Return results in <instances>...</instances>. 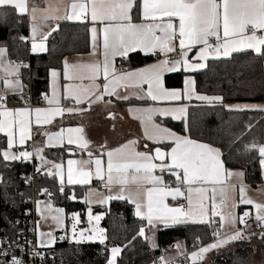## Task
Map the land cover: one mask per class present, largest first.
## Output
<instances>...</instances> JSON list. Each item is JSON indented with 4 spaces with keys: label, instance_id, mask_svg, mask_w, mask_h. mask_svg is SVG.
Wrapping results in <instances>:
<instances>
[{
    "label": "snow or ice",
    "instance_id": "6c2138e0",
    "mask_svg": "<svg viewBox=\"0 0 264 264\" xmlns=\"http://www.w3.org/2000/svg\"><path fill=\"white\" fill-rule=\"evenodd\" d=\"M47 7L39 8L35 5L29 6V0H0V8H12L17 15H28L31 17V44L30 51L33 54L45 53L48 51L46 42L52 32L58 31L59 25L48 33L39 31L36 20L39 13L44 20H69L79 21L84 24H91L92 53L96 54L100 41L102 60L91 62H81L69 64L67 59L64 64V79L68 81H80L76 85H64L66 91L65 98H71L76 104H87L88 108H64L60 106L57 98V84L61 73L55 69L50 70L52 83V96H44L49 105H55L47 109L22 107L9 109V95H18L20 99L27 103V98L23 91L25 85L19 79L21 67H28L23 63H15L7 59L8 49L0 46V76L4 88H0V133L7 137V149H12L17 144V131L19 133L18 143L23 146L27 139H31V126L33 124L32 115L35 114L34 123H51L56 116H63L66 112L87 111L92 104L105 102V96H116L117 99H128L127 96L120 97L117 90L120 87L132 86L139 89L137 98H147L154 102H167L174 104L168 107H149L146 109H136L141 115L134 118L140 119L144 125L145 139L154 144L169 143L174 145L170 151H164L156 147L152 152L136 151L134 146L139 142L129 141L115 150L107 151L106 167L101 158L92 159L93 154L88 152L89 159L69 160L67 168L68 185H87L93 178L105 181V187L111 192L112 185H119L120 190L116 195L103 196L99 203H107L111 200H128L135 205V214L142 220L147 221V226L155 228L157 225L171 226L188 223H208L209 207L204 203L205 199L212 201V215H220L225 222L235 225L237 219L245 228H236L231 234H224L223 238H218L214 242L202 246L198 251L191 253L192 264L203 259L205 254L212 250L222 248L232 242L240 240H251L257 237L264 241V231L259 233L250 232L246 229V217L249 213H244L242 217H236L231 210L225 212L224 208H235V202L229 204L231 200L230 192L239 188L241 193V203L253 205L256 209L255 221L257 227L264 229V203L254 201L246 195V185L240 183H226L232 177L242 179L243 171L233 172L225 169L222 160V152L219 148L208 143L198 142L189 135H179L167 127L155 122V118L171 117L174 120H183L185 131L188 129V108L184 101L206 102L208 105L221 104L228 111H241L244 109L259 110L264 112V105H225L224 97L221 95H203L196 90V81L188 77L184 81L183 89L168 88L165 86L164 77L166 73L195 72L207 67L205 61L211 55L213 58L230 57L234 52L252 50L255 54L264 57V0H72L64 7V14L60 15V7L53 6L50 0H46ZM140 13V22H134L133 10ZM168 18V19H165ZM178 21V23H176ZM8 23L7 17L0 20V25ZM99 25V27H97ZM259 33V34H258ZM39 37V39H38ZM25 40V37H20ZM178 41V43H177ZM198 55L191 62L188 59V52L196 46ZM179 59H172V53H177ZM143 52L145 55H163V59H158L154 64L148 65L134 71L118 70L115 67L117 57L127 58L132 52ZM9 76L15 79H8ZM103 78L104 83L98 84L96 81ZM87 80L85 84L83 81ZM147 85L145 89L143 86ZM143 93V96H141ZM110 118L115 119V114H110ZM251 127V126H249ZM47 134V146H62L64 143L63 133ZM69 133L75 132L78 135L75 139L70 135L68 144H76L82 150H87L89 141L84 136L83 128L67 129ZM148 147L147 144L144 145ZM255 151L259 159V164L264 168V144L253 142L246 146V151ZM43 148H37L35 155L41 160V167L51 163L41 155ZM154 153V154H153ZM34 153L21 150L9 151L0 150V160L4 162L30 161ZM103 155V153H102ZM158 160L157 164L153 161ZM168 161V162H165ZM94 164V169L90 165ZM78 166L75 171L73 166ZM159 170L161 173L157 175ZM168 172L175 178L176 186H169L163 173ZM45 175L59 178V191L64 192L65 172L62 164H54L53 169L44 172ZM26 182H31V178L25 177ZM4 183V177L0 175V184ZM188 185L187 195L181 190L180 185ZM135 186L133 192L132 186ZM192 185H198L193 188ZM211 185V187H205ZM219 186V187H217ZM43 194L49 196L52 193L49 189L41 190ZM193 193L198 199L193 201ZM211 193L210 196L208 194ZM219 193L220 203L215 202V197ZM99 193L89 192L86 203H91L90 197ZM22 195V194H21ZM171 197L173 200L184 198L187 207L180 205L170 207L165 200ZM72 199H76L75 194ZM42 201H36L40 205ZM46 207H48L46 205ZM63 209H56L57 213H63ZM89 229L77 230L76 225L80 223L78 214L72 216V238L75 244L98 242L106 245L108 239L106 229L99 227L103 218L101 215H93L91 209L88 210ZM58 224L63 220L60 216L53 217ZM87 233V235H86ZM141 237L145 236V229L139 230ZM214 236L220 237L219 231H214ZM47 236V240L40 242V247H47L54 243L52 233H41ZM11 247L14 241L0 240V256H8L5 244ZM155 247V244H153ZM178 249L180 245L176 246ZM122 252L118 246L110 248V258L107 264H117V258ZM34 255L40 256L39 252ZM163 259V257H161ZM11 264H24L21 259L12 257Z\"/></svg>",
    "mask_w": 264,
    "mask_h": 264
},
{
    "label": "trees",
    "instance_id": "16d2710c",
    "mask_svg": "<svg viewBox=\"0 0 264 264\" xmlns=\"http://www.w3.org/2000/svg\"><path fill=\"white\" fill-rule=\"evenodd\" d=\"M140 3V0H137ZM135 20L140 13L134 9ZM7 17L8 23L0 25V46L8 49L10 58H20L28 67L21 70V78L26 90H31L32 102L42 104L44 96L49 93V73L52 69H61L63 61L71 55H84L91 51L90 24L61 21L58 31L52 33L47 40L48 51L44 54H32L30 42L20 37L29 35V22L25 16L17 15L12 8H0V20ZM155 60L154 56L141 53L130 55L122 62L127 68H137ZM188 74L180 72L169 74L165 78L167 87H183ZM196 81L198 93L208 96L221 95L223 104L227 103H259L264 101V57L252 50L236 52L228 58H212L207 67L191 74ZM13 104L22 105L24 100L14 96ZM122 105L148 104V101L129 99L119 101ZM188 131L184 121L161 119L169 128L189 135L198 142L208 143L222 152V160L227 168H239L244 171L246 183L252 186L263 182L260 157L253 150L246 151V146L253 142L264 144V112L259 110L228 111L221 104L208 105L206 102L192 103L188 110ZM80 124L81 120L72 119L63 124ZM251 126V127H249ZM151 145V144H150ZM7 147V142L0 137V150ZM73 152V153H72ZM74 154V155H73ZM46 158L59 161L68 156H82L70 147L52 148L44 151ZM39 167L31 162H4L0 160V175L4 183L0 184V240H14L20 229L28 226L26 211L32 207V199L44 198L42 189L52 193L50 200L54 206L65 211L68 217L79 213L82 228L87 225L88 205L83 203L86 187H67L59 191L57 177L35 172ZM31 177L33 183H25L21 176ZM22 194V195H21ZM75 194L76 199H72ZM93 213L104 212L102 227L108 237L105 245L85 243L77 245L73 241L56 242L58 264H107L110 248L118 246L122 249L117 264H155L163 256V250L180 240L188 251L195 250L214 241L210 232V224H187L184 226L161 228L157 233V247L151 248L148 240L139 235V230L147 228L145 220L135 217L132 205L126 200H112L108 206L92 207ZM242 212V209H239ZM261 232L264 229L253 227L246 229ZM59 232L57 233V235ZM194 245L193 247L191 245ZM264 255V241L257 237L251 240H240L218 254L208 264H256L255 254ZM1 258V256H0ZM2 259V258H1ZM183 264V263H180Z\"/></svg>",
    "mask_w": 264,
    "mask_h": 264
},
{
    "label": "crops",
    "instance_id": "0c3cea01",
    "mask_svg": "<svg viewBox=\"0 0 264 264\" xmlns=\"http://www.w3.org/2000/svg\"><path fill=\"white\" fill-rule=\"evenodd\" d=\"M50 2L53 4V6H59L61 9L59 14L63 15L64 14V7L68 4H70L72 2V0H50ZM33 5H35L39 8L47 7L46 0H40V3H38L37 0H29V6L31 7ZM22 16H25L29 22V36H30V44H31V28H32L31 17L26 15V14L22 15ZM133 17H134V15H133ZM165 19H168V18H165ZM133 20H134V22H140V19L135 20L133 18ZM61 21H64V20H54V19L44 20L41 18L40 14L38 13L36 25H37L40 32L48 33L53 28H55L57 26V24H59ZM71 22H79V21H71ZM176 23H178V21H176ZM90 27H91V24H90ZM97 27H99V25H97ZM90 36H91V33H90ZM38 39H39V37H38ZM177 43H178V41H177ZM97 44H98V47H97L95 55L90 54L93 51L92 42H91V46H90L91 51L88 54L68 56L66 58L68 63L69 64H77V63H81V62H91V61H96V60H102L101 49L99 47V44H100L99 40L97 41ZM46 45H47V42H46ZM199 47H201V46L198 45L196 47H193L188 52V59L191 62H194V63L200 62V61L195 60V56L198 55ZM178 51H179V49L177 50V52ZM135 53H141L142 55H145L143 52L137 51V52L130 53L129 56L132 54H135ZM234 53H236V52H234ZM234 53H232V54H234ZM37 54H44V53H37ZM170 55H171L172 59H179L180 58V57H175L174 53H172ZM146 56H153V55H146ZM154 57H155V60H153L152 62L145 64L141 67L131 68V69L127 68V66L122 62V59H126V58L117 57L115 60V67L116 68L120 67L124 71H134V70H137L140 68H144L148 65L154 64L158 61V59L164 58L162 54H158L157 56H154ZM212 58L213 57L210 55L209 58L205 61V63L207 64L208 60H210ZM220 58H228V57H220ZM7 59L12 61L10 59L9 55H7ZM15 63H17V62H15ZM23 64L29 65L27 62H24ZM22 68L23 67H21V69H20L19 79L23 83L22 78H21ZM55 70H57L58 72L61 73L60 78L58 80V84H57V98L60 100V106H62L64 108H76V109L88 108L87 104H76L75 101L72 100L71 98H65L66 91H65L63 86L67 85V84L76 85V84L81 83V82L76 81V80H73V81L65 80L64 76H63L64 66L61 69H55ZM201 70H203V69H200L197 71H201ZM197 71H195V72H197ZM180 72H184V71L181 70V71L175 72V73H166L165 77H164V83H165V78L167 75L177 74ZM185 73L188 74L186 76V78L191 77L194 79V77L191 75L194 72H185ZM3 75H4V73L0 72V76H3ZM8 79L14 80L15 77L9 76ZM96 82L98 84L102 85L104 83V80L101 77ZM83 83L87 84L88 81L85 80V81H83ZM165 86H166V83H165ZM143 87L146 89L147 85H144ZM183 87H184V84H183ZM183 87H175L174 86V87H168V88L183 89ZM0 88H4V84H3L2 80H0ZM49 90L50 91H49L47 96L51 97L52 96V83H51L50 73H49ZM23 91H24V93L27 92L26 86L24 87ZM138 92H139V89L132 87V86L127 87V89H125L124 87H120L117 90V95L120 97L127 96L128 99H126V100L134 99V100H139V101H148V104L122 105V104H120L119 101H126L125 99H122V98L117 99L116 96H111V97L105 96V101L111 100V103L99 102V103L92 104L91 107L87 111L74 112L71 114L66 112L63 116H56L52 120L51 123L41 124L39 126H37L34 123L35 114L33 112V115H32L33 124L31 126V139H27L23 146L19 145V143H18L19 133L17 131V144L12 149H7V147H5L4 150H9V151L27 150V151L33 152L34 155H33L32 160L24 161V162L34 163L35 165H37L39 167H41V160L39 159V156L35 155V151L37 148H43V152L41 153V155H43L44 157H45L44 151L46 149L65 148V147H70V148L74 149L75 151H77L78 154H84L82 156H68L67 158H65L63 160H59V161L50 160V159L45 157L46 160L50 161L51 163L44 166V171H47L48 169H53L54 164H62L63 168H64V172H65V184H66L65 188H67V187L68 188L69 187H78V186L86 187L85 196L82 199V201H83V203L88 205L89 208H92L94 206H100V207L108 206L112 200L108 201L107 203H99L98 202L99 199L103 196L116 195L120 190V186L119 185H112L111 186V192H109L108 188L105 187V181H102V180H99L96 178H93L91 183L87 184V185H78V184L77 185H68L66 183V181H67V168H68L67 162L69 160H81V159L87 160V159H89L87 153L91 152L93 154L92 159H95L96 157L101 158L102 161L104 162V166L106 167V163H107L106 153H107V151L120 148L122 145L128 144L129 141H132V140H136L139 142L137 145L134 146L136 151L152 152L153 149H155L156 147H160L164 151H170V149L172 147H174V145L169 144L167 142L163 143V144H154L151 141L145 139L144 125L142 124L140 119L134 118V115L139 116V115H141V113L134 112L133 110L146 109L149 107H168V106H174V104H170L167 102H154L151 99H147V98H137L136 93H138ZM14 96H18V95H9V99H8L9 109H16V108H22V107H29L31 109H35V108L47 109L50 107H55V105H49L45 99H44V102L42 104H36L32 107L28 103H24L22 105L13 104V102H15ZM141 96H143V93H141ZM196 101L197 100L193 99L190 102L184 101L183 103L188 104L190 107V105L192 103H195ZM198 102H200V101H198ZM245 104H247V103H242L241 105H245ZM247 105H264V101L259 102V103H249ZM188 110H189V108H188ZM244 110H252V109H244ZM110 114H115V119L110 118ZM78 118L81 120L80 124H76V123L66 124V125L63 124L64 122L70 121L72 119H78ZM161 119H172V118L171 117H159V116H157L155 118L156 123L161 124L163 127L169 128L168 126H166L165 124H163L160 121ZM172 120H174V119H172ZM174 121H183V120H174ZM75 128H83L84 129L83 136L87 141H89V147L87 150H82L76 144H68L67 143V139L70 135L73 137V139H75L76 136L78 135L75 132L69 133L67 131V129H75ZM61 129L65 130L63 133V138H64L63 145L62 146L58 145V146H54V147H48L47 146V135H45V133L55 134V133H59L61 131ZM169 129H171V128H169ZM171 130L176 132L179 135H187V134L179 133L173 129H171ZM0 137L4 138L7 142V137L3 133H0ZM145 144L148 145L147 148L144 147ZM102 153H103V155H102ZM153 162L157 163V164L161 163L158 160H155ZM165 162H168V161H165ZM224 166H225V164H224ZM77 167L78 166H76V165L73 166L74 171ZM90 167H92L94 169V164L90 165ZM225 169L231 170L233 172L243 171L242 169H239V168H227L226 166H225ZM243 173H244V171H243ZM156 174L160 175L161 173L159 172V170H157ZM163 176H164L165 182L175 179L167 171L165 173H163ZM262 176H263V178H262L263 182H261L259 185H256V186H252V185L246 183L245 174H244L242 179H237L236 177H232V178H230V180L226 181V183L237 184V185L242 183L243 185H246V195L248 197L252 198L256 202L264 203V168H262ZM57 178H58V176H57ZM58 181H59V178H58ZM174 186H176V185H173V187ZM197 186L198 185H192L193 188H195ZM180 187H181V190L184 191L185 194L187 195V188L189 186L184 184V185H180ZM205 187H211V185H205ZM217 187H219V186H217ZM131 190L133 192L135 191L134 185L132 186ZM89 192L99 193L100 195L97 196V195L93 194L90 197L92 202L86 203L85 201H86V198H88ZM210 195H211V193L208 194V196H210ZM229 195L231 197L229 204H231L232 202H235L236 207L235 208H224L223 211L227 212V211L231 210L236 217H242V215H244V213H246V212L251 213L254 217V220H255L256 209L254 208L253 205H248V204H244V203L240 202L241 193H240L238 187L233 189ZM197 199H198L197 194L193 193V201L196 202ZM220 199H221V197H220L219 193H217V195L215 197V202L217 204H219ZM41 201H42V203L40 205H37V207H36V214H37L38 220L39 219L41 221L47 220L48 222L55 224L57 221L55 219H53V217H57V216H61V215L63 217L62 213L56 212V209H59V208L54 206V204L52 203L51 200L41 199ZM126 201H128V200H126ZM128 202L132 205V207L134 209L135 217L140 219L135 214V205L133 203H131L130 201H128ZM165 203H167L170 207H176V206H180V205L187 207V201L182 197L177 198L176 200H173L171 197H167L165 200ZM204 203L209 207V222L213 218H216L218 220L219 230L221 232L222 237L224 236V234H226V233L231 234L232 232H234L236 230V228H240L239 227L240 223H239L238 219H237L236 224L232 225L231 223L223 221L221 219L220 215H212L211 214L212 213V209H211L212 201L211 200L206 198ZM46 205L48 207H46ZM88 209H87V211H88ZM239 209H242V212H239ZM92 214L93 215L99 214L103 218L105 216L104 212H101V213H93L92 212ZM87 218H88V216H87ZM103 218L100 221L101 228H103L102 227ZM64 221H67L66 214H65V220ZM145 222L147 223L146 220H145ZM56 224L57 225L55 227H58L59 224L58 223H56ZM188 224H201V223H188ZM66 225L68 226V223ZM81 225H82L81 223L78 224V227H77L78 231L81 229H89L91 227L89 222L83 228ZM184 225H187V224L171 225V226H164L161 224V225H157V227H155V228L147 226V228L145 229V236L144 237L148 240V242H150L151 237L157 238V233L161 228L184 226ZM67 226H66V229L68 231V237L70 239L71 229H70V227L68 228ZM57 233H58V231H56V234ZM182 243H183V247L178 249L176 246L177 245L182 246L181 245ZM169 248H171V249H169ZM199 248L192 250V251L195 252V251L199 250ZM166 249L167 250L169 249L168 251H171V254H166L167 252L165 253L163 250V256H162L163 259L160 258V261L158 263H155V264H169L170 262H173L177 259H180V261H182L183 257H185V256H187V258L189 259V255H191V253H193L192 251L186 250L187 249L186 245L181 240L177 243H174L170 246H167ZM222 252L223 251L221 249L212 250L211 253L207 254V258L204 261H201L199 264L210 263L214 257H216L218 254H220ZM191 263L192 262L189 259V264H191Z\"/></svg>",
    "mask_w": 264,
    "mask_h": 264
},
{
    "label": "built area",
    "instance_id": "2783aa9c",
    "mask_svg": "<svg viewBox=\"0 0 264 264\" xmlns=\"http://www.w3.org/2000/svg\"><path fill=\"white\" fill-rule=\"evenodd\" d=\"M37 2L40 3V0H37ZM26 41L30 42L29 35L26 37ZM178 52L174 53L175 57H179ZM10 59L14 62L22 63L20 58H17V59L10 58ZM116 69L122 70L120 67H117ZM25 97L27 98V103L31 107L35 105L32 102V93L30 89L25 93ZM37 168H40V167H34L35 172L37 171ZM41 171H44V168L41 169ZM25 177L26 175L21 176L20 180L24 181L25 183H29L25 181L24 179ZM33 182H34V179L31 178L30 183H33ZM166 183L169 186H173L177 184L175 179L167 181ZM43 199L50 200V196L45 194ZM29 203L32 204V207L29 208L25 213V219H28L29 221L28 226L20 229L14 240H6V241H14V243L11 244V247H8L7 243L5 244V248L8 252V256H1L2 259L0 258V264H11L12 257L21 259L24 262V264H58L59 256H58V251L56 250L55 246L52 248H40L37 246V244H35L36 243V230L35 229H36V222L38 220V217L36 214V199L35 198L32 199ZM246 220H247V225L250 226L247 229L255 227V226L257 227V223L254 220L252 214H250L249 217H246ZM209 224H210V232L214 240L218 238H222L221 235L220 237H216L213 235L214 231L220 232L218 220L216 218H213L211 219ZM244 228H245V225H244ZM58 241L60 243L71 241L68 237L67 229H63L62 231H59ZM191 246L193 247L194 245L192 244ZM35 252H39L41 255L40 256L34 255ZM180 262L183 264H189V259L187 258V256H185L183 257L182 261H180V259H177L173 262H170L169 264H179Z\"/></svg>",
    "mask_w": 264,
    "mask_h": 264
},
{
    "label": "rangeland",
    "instance_id": "374dc122",
    "mask_svg": "<svg viewBox=\"0 0 264 264\" xmlns=\"http://www.w3.org/2000/svg\"><path fill=\"white\" fill-rule=\"evenodd\" d=\"M237 104H239V105H241L242 103L241 102H236V103H227V105H237ZM247 104H249V102H247ZM39 201H41V200H39ZM36 207H37V204H36ZM230 208V207H229ZM59 209H61V208H59ZM89 209H91V211H92V208H89ZM88 209V210H89ZM63 217H62V215L60 216L61 218H62V220H63V223L62 224H59L58 225V227H55L57 224V222L54 224V223H50V222H48L47 220H45V221H41L40 219L39 220H37V222H36V243L35 244H37V246L38 247H40L39 245H40V242L42 241V240H47L48 239V237L47 236H41V233H52V237H53V239H54V243L53 244H51L50 246H47V247H40V248H52V247H54L55 246V244H56V242L58 241V235L56 234V231H62L63 229H66V224L68 223V228L70 227V229L72 228V223H73V220H72V216H73V214H78L79 215V213H73V214H71L69 217H68V221H64L65 220V212L63 211ZM86 214H88V211H87V213ZM249 214H251V213H249ZM88 216V215H87ZM242 216H244V215H242ZM79 218H80V215H79ZM254 218V217H253ZM88 219V218H87ZM80 223H81V218H80ZM91 226V225H90ZM76 227H78V224L76 225ZM99 227H101L100 226V224H99ZM239 227L240 228H244V225L243 224H240L239 225ZM253 228V227H252ZM249 229H251V228H249ZM247 231H249V230H247ZM252 232V231H251ZM223 238V237H222ZM70 239H71V241H73V238H72V231H71V236H70ZM215 241V240H214ZM244 241H247V239H245ZM74 242V241H73ZM236 242V241H235ZM235 242H232V243H230L231 245L232 244H234ZM95 243H97V242H95ZM153 244H155V247H157V239H156V237H151V239H150V242H149V245L152 247V248H155V247H153ZM230 244H228V245H226V246H224V247H222V248H219V249H221L222 251H225L226 249H228L229 248V246H230ZM182 246L181 247H183V243L181 244ZM169 249H171V248H169ZM168 249V250H169ZM166 248L164 249V252L166 253V254H171V251H168ZM187 250V249H186ZM188 251V250H187ZM186 251V252H187ZM198 251V250H197ZM193 252V251H192ZM212 251H210L209 253H211ZM208 254V253H207ZM207 254H205V256L203 257V259H201V260H198L197 262H196V264L198 263H200L201 261H204L206 258H207ZM120 256V255H119ZM119 256H118V258H119ZM191 255H189V259L191 260ZM109 258H110V256H109ZM118 258H117V260H118ZM253 260H254V262L256 263V264H264V255L263 254H261V253H259V254H255V256H254V258H253ZM192 262V261H191ZM192 264V263H191Z\"/></svg>",
    "mask_w": 264,
    "mask_h": 264
}]
</instances>
